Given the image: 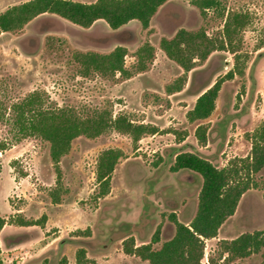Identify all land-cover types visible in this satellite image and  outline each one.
I'll return each mask as SVG.
<instances>
[{
    "label": "rangeland",
    "instance_id": "obj_1",
    "mask_svg": "<svg viewBox=\"0 0 264 264\" xmlns=\"http://www.w3.org/2000/svg\"><path fill=\"white\" fill-rule=\"evenodd\" d=\"M24 1L0 0V12ZM219 3L201 11L192 0H168L146 28L130 20L113 30L101 19L81 27L43 13L18 30L0 33V142L6 146L0 150V216L7 220L0 230L1 264H57L61 258L75 264L79 247L86 251V264H145L124 253L122 241L132 236L136 245L147 243L159 225V241L152 245L158 249L174 233L169 215L188 223L196 210L201 177L189 170L170 171L176 153L194 152L217 167L249 154L250 135L264 118V0ZM233 12L247 18L235 43L243 73L224 79L207 118L189 121L186 112L196 97L232 68L234 55L212 51L186 72L183 87L170 93L166 85L183 70L159 41L178 28L217 37ZM145 42L153 57L137 71L135 51ZM117 45L127 50L129 75L82 74L76 54L108 53ZM32 92L45 107H69L81 116L108 110L112 118L122 114L156 131L138 140L114 128L94 137L79 135L61 156L56 178L48 142L34 136L16 139L11 123L10 105ZM198 124L207 126L204 145L194 134ZM107 148L120 150L121 156L108 192L100 195L96 161ZM251 181L216 236L204 240L203 264L210 259L224 264L220 240L264 230V167ZM20 219L33 223L22 225ZM228 264L264 263L257 252Z\"/></svg>",
    "mask_w": 264,
    "mask_h": 264
},
{
    "label": "trees",
    "instance_id": "obj_2",
    "mask_svg": "<svg viewBox=\"0 0 264 264\" xmlns=\"http://www.w3.org/2000/svg\"><path fill=\"white\" fill-rule=\"evenodd\" d=\"M166 1L168 0H94L85 3L76 0H26L8 6L0 12V33L18 30L43 13L55 14L81 27H89L94 21L101 19L113 30L130 20H136L146 28L151 17ZM192 3L201 11L215 9L220 5L219 0H192ZM246 23L247 18L243 14L233 12L226 15L222 31L217 37L209 36L204 30L189 31L178 28L171 37L160 39V49L183 70L166 85V91L170 93L179 91L186 82V72L197 62L206 59L212 51L226 49L234 55L232 68L196 97L193 106L186 112L189 121L207 118L214 109L224 79L243 73L241 56L237 53L235 43L238 31ZM126 54V48L117 45L108 53H78L75 59L81 65L83 75L94 71L102 75L119 73L127 76L130 72L124 64ZM135 57V69L143 70L153 57L152 46L148 42L143 43L136 49ZM10 112L11 123L17 133L16 139L34 136L48 142V153L56 178L60 175L58 162L61 156L69 150L71 141L79 135L94 137L108 128H114L131 134L134 140H138L142 135L156 131L153 126L135 124L122 114L112 118L108 110L81 116L69 107H45L41 96L36 92L12 103ZM3 116L0 103V118ZM206 132L205 124H198L195 128V137L201 145L206 142ZM5 148V144L0 142V150ZM120 156V150L113 148H107L98 155L95 180L100 195L108 192L111 173ZM263 167L264 118L250 135L249 154L233 158L223 167H217L208 159L191 151L176 153L169 166L170 171H193L199 174L202 180L193 217L188 223H183L175 214H170V221L174 225L171 238L162 242L158 249H154L152 245L159 241L158 225L147 243L136 245L132 236L124 239V253L139 256L146 261L145 264H203L201 259L204 254V240L216 236L220 225L234 213L241 195L252 187V175ZM6 221L0 216V230ZM18 223L28 225L33 222L20 219ZM219 249V258H222L224 264L257 252L261 253L264 263V230L243 232L235 238L222 239ZM87 261L85 249L77 248L75 264H86ZM57 264H65V258H61ZM210 264L216 263L210 259Z\"/></svg>",
    "mask_w": 264,
    "mask_h": 264
}]
</instances>
